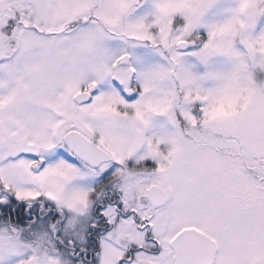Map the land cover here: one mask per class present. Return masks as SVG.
<instances>
[{"label": "snow or ice", "instance_id": "obj_1", "mask_svg": "<svg viewBox=\"0 0 264 264\" xmlns=\"http://www.w3.org/2000/svg\"><path fill=\"white\" fill-rule=\"evenodd\" d=\"M0 264H264V0H0Z\"/></svg>", "mask_w": 264, "mask_h": 264}]
</instances>
